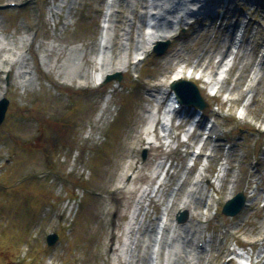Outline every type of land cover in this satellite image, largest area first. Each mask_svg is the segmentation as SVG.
Returning <instances> with one entry per match:
<instances>
[{
    "label": "rangeland",
    "instance_id": "rangeland-1",
    "mask_svg": "<svg viewBox=\"0 0 264 264\" xmlns=\"http://www.w3.org/2000/svg\"><path fill=\"white\" fill-rule=\"evenodd\" d=\"M146 1L127 7L114 0L109 13L107 0H0V91L7 78L9 103L0 127V264H151L157 258L148 240L154 239L152 227L165 210L173 219L198 174L209 185L199 182L194 188L202 202L192 214L197 200H189L185 231L173 230L168 241L173 251L167 264H238L230 261L236 254L257 263V254L264 253V241H259L264 236V0H211L191 25L184 13L169 18L173 24L157 26L177 30L164 54L150 53L136 62ZM10 2L16 6L7 7ZM180 18L186 25L177 29ZM105 21L108 56H126L128 67L120 82L80 86L81 75L98 64ZM15 49L22 50V62L8 57ZM221 60L230 71L224 80L218 77L221 90L215 97L202 81L183 79L198 88L206 103L204 120L186 135L192 118L176 119L169 129L172 144L164 145L168 97L157 93L180 69L215 68ZM256 68L259 81L247 89ZM155 112L161 117L150 146L142 132ZM211 132L217 135L215 143ZM30 145L37 151L33 157L22 153ZM198 146L207 157L195 155ZM144 149V168L130 190L122 180L142 166ZM46 152L52 153L48 164ZM133 160L136 168L127 173ZM13 161L11 172L7 165ZM231 188L232 197L242 193L248 205L226 217L222 207ZM141 194L123 251L124 229ZM209 196L210 215L201 220L197 213ZM199 222L202 228L192 243ZM50 234L58 238L47 246ZM237 245L245 249L236 250ZM190 249L197 251L193 258Z\"/></svg>",
    "mask_w": 264,
    "mask_h": 264
},
{
    "label": "bare ground",
    "instance_id": "bare-ground-1",
    "mask_svg": "<svg viewBox=\"0 0 264 264\" xmlns=\"http://www.w3.org/2000/svg\"><path fill=\"white\" fill-rule=\"evenodd\" d=\"M123 1L126 3L127 7L132 6L133 3H137L136 0H123ZM163 1L164 0H148L145 2V5L143 6V11H144L143 17L145 18L146 16H149V24L151 26L147 29V32L150 33L148 36H145V34L142 33V34H139V36L137 37L138 40H137V46H136L135 51L139 53L138 56L141 54L144 55L145 53H147L149 51V49H151V47L154 45L155 42L169 40L176 35V32H177L176 29H170L168 31H162V30L155 29L153 24H156V22H158L159 24H165V23H163L165 20L167 22L169 18H174L175 16L179 15L180 13H184V15L187 17L189 15L187 12L189 10V8L191 7L192 9H194L193 7H195L194 5H192L195 3L191 2L193 0H178V3H175L174 6H172L173 4L170 3L169 0L166 4H163ZM202 1L203 0H201V2ZM201 2H199V3H201ZM113 4H114V0H113V2H111V0L107 1L106 6H107V8H109V13L115 7V6L112 7ZM199 7H201V6H199ZM202 9L198 8L197 10L202 11L204 13L205 10H202ZM110 15L107 16L109 23H110V19H111ZM189 18L190 19H187V21L189 23H191L193 21V19H191V17H189ZM160 20H164V21L161 22ZM108 21L104 22L105 27L108 25ZM177 22H179V21H177ZM180 22H181V24H183L182 20ZM143 24H144V21H143ZM169 24H171V23H169ZM178 25H180V23L177 24V26H176L177 29H178ZM127 35H128V33L123 34L122 38L124 36H127ZM235 42H236V38H233L232 45H234ZM0 45H1V42H0ZM110 45H111V40H109V32H108V28H107L103 31V33L101 34L100 39H99V50H98L99 54H98V57L96 58V60L98 61V64H96L97 67L94 66L92 71L87 70L88 72L86 71L85 73H83V75H81L84 78L83 82L94 83L97 80L104 79V77L106 75H111V74L123 72L126 70V68L128 67L127 63H126V56H123V57L119 56L115 60H111L109 58L108 51H109ZM121 47L123 48V50H124L123 53L125 54L127 51L126 44H122ZM14 51L17 53V55L14 57L15 52H13V54L10 53L12 55H9L8 57H10L14 60L15 59L20 60L22 62L24 60L22 50L21 49H15ZM73 65L76 66V64H73ZM225 67H227V66L224 64V60H221L215 68L198 67L199 69H197V70L196 69H190L189 71H187V74L192 71L191 75L188 77L189 80L192 78L195 80H200L206 85V87H207V89H209V91L214 92L217 90V93H218L221 90L220 86H218V84H219L218 83L219 82L218 77L220 79H222L224 77L225 71L228 69ZM207 69L208 70L209 69H220V71H219V73L212 75V74L207 73V71H208ZM3 70H6V69H3ZM3 72H6V71H3ZM185 73H186V71H184V69H180L175 74L174 77L175 78L176 77H182V76L186 77L187 75L185 76ZM259 77H260L259 69H256L252 73L251 78L248 82V88L253 86L257 82V80H259ZM80 83L81 82H78V84H80ZM165 84H168V82H166ZM114 89H116V85H114L111 89H109L108 92L112 93L114 91ZM251 92H253V91L250 90L249 93H251ZM157 94H161L163 97L167 96L168 98L171 95L170 90L168 89V86L164 89L163 92L157 93ZM187 94L190 96L189 92ZM230 96L231 95H229V97ZM229 97L227 98V101H230ZM169 116H170L169 114L164 113L162 118L165 119V118H168ZM160 117L161 116L158 112L151 113L149 115L147 127L142 132V134H144V136L146 137L148 144H150L152 140L155 141V136L153 133H155V131H156L155 128L159 122ZM150 132L154 136L153 138L149 136ZM164 133H165V136H163V138H161V140H165L164 145L170 146L172 144L171 142L173 141L172 133L170 132V130H164ZM186 135H189L188 131H186ZM170 140H171V142H170ZM140 142H141V139H140ZM150 146H151V144H150ZM144 164L145 163L141 164L142 166L137 170L136 173L132 172L136 168L135 167L136 161L133 160V162L129 165V168L127 169V173L132 172L131 174L133 175V177L130 181L131 176L129 177L128 174H126V175H124V178L129 177V178H127L128 180L127 179L122 180V182L124 180H126L125 185L127 186V188L129 187L128 189H130L132 187L133 183L135 181H137L136 178L138 177V174L143 170ZM159 167L160 166L156 167L155 170H158ZM160 169H161V167H160ZM128 181H130V183H128ZM200 181L204 182L207 186L209 185L207 183L206 177H203L201 174H198L197 179H196V184L193 187H191V190H189L186 193V195L184 196V199L179 203L178 207L176 208L177 210L175 209L176 211L185 210V211L189 212V214H190L191 203H192V201H196V200L197 201L195 202V208H192L193 209L192 214H194L196 212V209L198 210V206L200 205L199 203L202 202V198H200L199 192L193 191V190H194V188H196L198 186L197 184H199ZM233 190H234V188L230 189L228 198H230L232 196ZM224 192H225V189L223 191V195H224ZM197 195H199V197H197ZM161 196H163V195L161 194ZM143 197H144V194H141L139 197V200L137 202L136 208L134 206V209H133L131 217H130V221H129L127 227L124 229L123 235L125 236L126 241L124 240V245L122 246L123 251L128 246L127 245L128 244L127 235H129V233L132 231L130 228V225H132L133 223H136V220H135L136 209L138 210V206L140 205L141 199ZM190 199H192V201L190 202V204H188ZM212 202L213 201L211 199V196H209L208 202L205 205L206 208L203 211L197 213V215L200 216L201 220L207 219L209 217V206L211 205ZM247 205H248V203H246V206ZM185 223L186 222H184L183 224H176L171 219V216L168 215V212L165 210V213L161 216V218H159V220H157V224L155 225V228L152 227L153 232H155L154 239L152 240L151 236H149V239L147 238L148 240H150L149 246H151L152 252L157 250V258L154 262H151V264H167L168 263V260L172 256V251H173V250H171L172 247L168 246V241L170 239V236H171L172 232H174L173 230H176V229L181 230V232H184L185 230L183 228L186 226ZM198 227L200 230L201 227L199 224H198ZM199 230L195 231L194 234L191 236V239H190L191 242H192L193 238L197 237V235L200 232ZM158 238L160 239V243H158V240H157ZM263 240H264V236H262L259 241L262 242ZM151 242H153V244H151ZM192 246H193V244H192ZM196 252H197L196 250L190 249V251L188 252V257L193 258L195 256L194 254ZM161 253L164 257L163 262L160 259V257L162 256ZM235 258L239 262H248L249 261L248 258L243 259L242 257H240L238 259V256H235ZM263 259H264V253L263 254L258 253L257 256L255 257V261L257 262V264H264Z\"/></svg>",
    "mask_w": 264,
    "mask_h": 264
},
{
    "label": "water",
    "instance_id": "water-1",
    "mask_svg": "<svg viewBox=\"0 0 264 264\" xmlns=\"http://www.w3.org/2000/svg\"><path fill=\"white\" fill-rule=\"evenodd\" d=\"M168 45L169 42L164 44L160 49L155 50V52L158 55H162L166 51ZM113 80L120 81L121 75H115L109 78L107 80V83ZM171 89L175 92L176 97L180 100L181 103L188 106L197 107L200 110H203L205 108L206 105L202 100L198 89L191 82L180 81L178 83H174L171 85ZM188 92L190 93V96L187 94ZM8 104L9 103L6 99L0 101V127L4 122L5 115L8 109ZM244 206H245V198L243 194H239L231 202L225 205V207L222 210V213L227 217H234L240 213V211ZM188 217H189V212L184 211L179 218V223L183 224L184 222L187 221ZM56 241H57V236H50L47 239L49 246H52Z\"/></svg>",
    "mask_w": 264,
    "mask_h": 264
},
{
    "label": "trees",
    "instance_id": "trees-1",
    "mask_svg": "<svg viewBox=\"0 0 264 264\" xmlns=\"http://www.w3.org/2000/svg\"><path fill=\"white\" fill-rule=\"evenodd\" d=\"M22 153H26L28 155V157H33L34 154L37 153V151L34 150V146L30 145V146H26L25 148H23ZM51 157H52V153H47V152L44 153V156H43L44 162L46 164H48L49 162H52ZM14 162L15 161H13L12 164L7 165L11 168V170H10L11 172L14 170V167L16 165V164L14 165ZM46 168L49 169L48 166H46Z\"/></svg>",
    "mask_w": 264,
    "mask_h": 264
}]
</instances>
